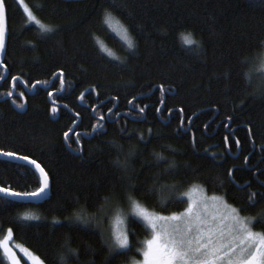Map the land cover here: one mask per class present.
I'll return each mask as SVG.
<instances>
[{
  "label": "trees",
  "instance_id": "trees-1",
  "mask_svg": "<svg viewBox=\"0 0 264 264\" xmlns=\"http://www.w3.org/2000/svg\"><path fill=\"white\" fill-rule=\"evenodd\" d=\"M6 3L2 60L9 71L0 69V77L5 78L0 80V149L41 163L49 174L50 187L47 198L38 204L0 196V240L11 228L13 243L44 264H60L65 242L78 256V261L70 257L69 264H106L108 246L100 229L85 227L75 222L76 218L98 216L109 208L127 214L129 192L149 211L163 215L183 212L186 203H171L164 210L159 194L149 192L153 177L162 173L169 161L174 162V174L163 176L159 184H178L183 192L202 188L208 196L227 193L226 202L239 208L247 191H264L260 188L264 175L258 171L264 170V98L251 94L257 88L251 79L253 65L264 51V0ZM24 5L56 32L41 38L38 25L28 23ZM105 10L128 29L134 50L127 49L116 32L102 27ZM189 34L198 41V49L184 43ZM97 41L119 59L107 56ZM60 69L64 71L63 88L53 76ZM11 76L28 81V86L18 82L13 91ZM37 80L41 83L32 89ZM90 88L96 91H86ZM9 91H13L12 97L7 96ZM19 92L24 93L23 98ZM48 92L53 95L49 97ZM133 96L137 109L147 106L142 116L130 111L127 101ZM20 104L23 108L17 106ZM53 107L57 108L55 114ZM108 108L121 113L115 123ZM156 108L161 111L157 113ZM101 114L107 117L105 133L93 134L92 127ZM181 115L186 127L192 122L188 132L177 131ZM121 128L127 131L121 133ZM69 129L81 133L79 145L73 142V132L65 141L63 134ZM141 133L147 143L138 140ZM235 139L241 141L239 148ZM157 153L167 159L158 164ZM117 160H126L127 172ZM20 165L0 159V187L14 191L38 187V176ZM229 169L238 184L247 181L251 187L245 185V192L237 191L227 176ZM126 177H131L133 188L128 187ZM243 215H264V199L247 206ZM25 216L39 219L25 221ZM255 230H264V223H258ZM149 235L137 228L135 247H141L140 242ZM121 259L124 264H134L142 255L133 250ZM20 261L29 264L23 258ZM0 264H9L1 250Z\"/></svg>",
  "mask_w": 264,
  "mask_h": 264
},
{
  "label": "snow or ice",
  "instance_id": "snow-or-ice-1",
  "mask_svg": "<svg viewBox=\"0 0 264 264\" xmlns=\"http://www.w3.org/2000/svg\"><path fill=\"white\" fill-rule=\"evenodd\" d=\"M19 3H23V0H19ZM23 11L27 14V21L29 24L38 25V32L42 34L41 38H46L49 34H54L56 29L40 22L27 5H24ZM7 16L8 5L6 0H0V56H3L6 52V32H7ZM101 25L107 26L113 32L120 35L121 39L125 42L127 49L134 50L135 42L131 38L129 31L119 21H115L114 17L107 10L104 11ZM184 43L186 45H195L196 49L199 48L198 41L184 37ZM264 43V42H262ZM101 51L105 52L107 56L113 59H119L114 57L113 53L108 50L102 43L97 41ZM247 59V58H245ZM122 63V62H121ZM0 69L5 72L9 71V66L4 60L0 59ZM53 76L59 79L61 88L65 85L64 71L60 69L57 73H53ZM246 82L249 81L248 73H244ZM5 79L0 77V80ZM13 91L16 88L17 83H22L25 87L28 86V81L21 80L18 76H11ZM41 81L37 80L35 84H32V89H35ZM47 83V82H44ZM13 91L7 93L8 97L13 96ZM86 91L94 92L95 88L87 89ZM159 91L164 92L163 85L159 86ZM253 95L258 94L264 98V85L258 86L254 89ZM52 92H48V96L51 97ZM20 98L24 97L23 92H19ZM81 101L84 99V93L80 95ZM112 100H116V97H112ZM136 97L133 96L132 100H128L127 103L131 105L130 111H138L142 116L145 113V107H137L133 105V100ZM15 103V100H13ZM163 103V101H161ZM23 108V104L17 105ZM52 113L57 112V108L51 109ZM95 111V109H93ZM155 111L159 113L160 108H156ZM171 111V110H168ZM183 113V109L179 110ZM109 116H113V123L121 116L119 111H113V108L107 110ZM79 116V113H76ZM97 124L92 127L93 134H104L105 123L107 117L104 114L96 117ZM180 125L177 131L180 133L188 132L191 126V120H189L188 126L184 124V117H179ZM231 121V117H229ZM227 127V125H225ZM121 133L126 132L125 128L120 129ZM69 132H73L75 140L73 141L77 145L80 144L82 138L81 133L75 132L74 129H69L64 132L65 141L70 140ZM151 134V129H148ZM249 137L251 138V129L249 128ZM140 142L147 143L145 136L141 133L138 137ZM224 144L227 146L228 137H224ZM235 145L237 148L241 146V141L235 139ZM70 146V145H69ZM119 147L118 145H115ZM193 146L195 147V141L193 140ZM207 151V150H206ZM230 151V149H229ZM132 155V153H129ZM0 157H5L8 160H19L23 162L20 167L32 172L33 175L38 174L37 183L38 187L32 191H14L9 187H0V193L7 197H13L22 200L36 199L46 195L49 191V174L45 171V168L37 160L32 159L30 156L19 155L15 151H5L0 149ZM213 160L216 159V154H212ZM157 163L167 158L161 154H155ZM245 164L248 163V157L244 158ZM116 163L120 166L122 171L127 172L128 165L126 160H117ZM175 171L174 162L169 161L168 166L163 169L162 173H157L153 177V184L149 189V192L159 194V205L162 209L166 210L167 205L171 203H186V207L183 212L177 214L172 213L170 215H163L143 206L133 198L129 192L126 194L127 200V215L125 219H117V224L124 223L126 227L121 230L117 227L115 230L109 228L107 235L103 228L104 218L111 215L115 208H110L108 212L103 213L101 216H78L76 218L77 223L84 225L85 227L95 226L100 229L101 239L107 244V256L105 257L106 264H124L122 257H127L133 250L140 253L143 257L141 261H136L135 264H264V230L257 232L255 229L258 223H264V215L257 217H247L243 213L247 206H254L257 199H264V191H260L259 188L256 191H247L245 194V203L239 208L232 207L226 202L227 193L223 196L213 195L211 197V207L214 211H209V203L206 197L201 196L199 199L195 198L193 193L196 191L193 189L189 192H183L178 184L163 185L159 184L160 179L163 176L173 175ZM260 171L261 175H264V170ZM230 183L234 184L236 190L239 192H245V185L251 187L248 182L245 185L238 184L233 176V170L229 169L227 172ZM129 181L128 187L133 188L131 183V177H126ZM159 185V187H157ZM260 188H264V181L260 183ZM187 197L185 201L183 198ZM4 203H8L5 201ZM223 209L221 211L220 209ZM25 221L37 220L39 217L25 216ZM54 224H58L59 221H53ZM141 228L150 233L148 239L141 241V247L137 248L133 244V239L136 236V229ZM2 230V229H0ZM13 236V230L7 229V237L5 240L0 241V250L3 251L4 256L11 262V264H20V260L9 249L8 241ZM65 251L59 254L60 264H69L70 257H76L78 261L77 251L68 245L67 242L61 246ZM28 259L32 261V264H44V261L39 257L28 253Z\"/></svg>",
  "mask_w": 264,
  "mask_h": 264
},
{
  "label": "rangeland",
  "instance_id": "rangeland-1",
  "mask_svg": "<svg viewBox=\"0 0 264 264\" xmlns=\"http://www.w3.org/2000/svg\"><path fill=\"white\" fill-rule=\"evenodd\" d=\"M252 71L253 72L251 74V79H252V82L255 83L256 87L261 86V85H264V51H263V54H261V57L258 58L255 61L254 65H253V70ZM193 189L196 190L193 193L194 197L197 198V199H199L201 196L206 197L208 199V203L210 205L209 211L210 212L211 211H214L215 209H213L211 207V204H212L211 197L212 196L206 195L205 192L202 190V188H192V189L188 190L187 192L192 191ZM184 199L187 200V197H184ZM109 209H107L106 211L104 210L98 216H101V215H103V213L108 212ZM220 210L223 211L222 208ZM126 215H127L126 213H124V215L123 214H118L117 213V209H115V211H113L111 213V215L105 217L104 220L106 221L105 222L106 223V226H105L104 221H103V228L105 229V232H106L105 235H107L109 228H112L113 230H115L117 227H119L121 230H123L126 227V225L124 223L117 224V219L118 218L125 219L126 218ZM6 237H7V233H6L5 237L3 239H1L0 241L5 240ZM8 247L16 255L17 259L20 260L21 258H23L26 262H28L29 264H32V261L28 259V253H31V252H29L26 248H24L22 246H19V245L15 244V243H13L12 238H11V240L8 241ZM2 253H3V251H2ZM4 257L6 258V260L8 261V263L11 264V262L7 259V257L6 256H4ZM142 259H143V257H142ZM20 264H21V261H20Z\"/></svg>",
  "mask_w": 264,
  "mask_h": 264
},
{
  "label": "water",
  "instance_id": "water-1",
  "mask_svg": "<svg viewBox=\"0 0 264 264\" xmlns=\"http://www.w3.org/2000/svg\"><path fill=\"white\" fill-rule=\"evenodd\" d=\"M4 55L3 56H0V59H3ZM0 159L2 160H6V161H10L8 160L7 158L5 157H0ZM10 162H15V163H19V164H22L23 162L19 161V160H12ZM38 176V174H36ZM49 192V191H48ZM48 192L46 193V195H44L43 197H41L39 200H36V199H30V200H22V199H17V198H13V197H7L5 196L4 194L0 193V196H3L9 200H12V201H15V202H23V203H31V204H38L42 201H44L47 196H48Z\"/></svg>",
  "mask_w": 264,
  "mask_h": 264
}]
</instances>
